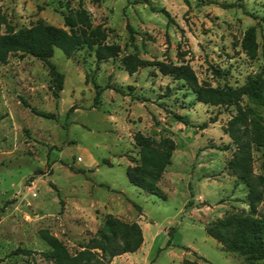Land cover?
<instances>
[{
	"label": "rangeland",
	"instance_id": "obj_1",
	"mask_svg": "<svg viewBox=\"0 0 264 264\" xmlns=\"http://www.w3.org/2000/svg\"><path fill=\"white\" fill-rule=\"evenodd\" d=\"M79 9L119 53L96 62L85 48L69 58L54 49L48 62L63 76L57 99L43 62L13 53L0 64V264H51L39 255L47 249L41 232L73 254L104 215L135 222L142 234L139 250L110 264H178L182 258L245 264L204 232L224 213L247 210L246 188L226 168L234 146L222 129L234 107L196 102L181 81L154 66L129 75L119 59L131 54L147 62L184 63L201 86L261 81L264 0H0V17L13 31L38 21L66 29L63 16ZM249 27L255 31L252 58L240 49ZM240 104L264 125V107L244 97ZM136 133L173 143L170 164L156 184L160 196L127 182L125 171L137 158ZM251 158L252 173L264 176V148H253ZM256 217L264 221V188ZM16 249L31 253L11 254Z\"/></svg>",
	"mask_w": 264,
	"mask_h": 264
},
{
	"label": "trees",
	"instance_id": "obj_2",
	"mask_svg": "<svg viewBox=\"0 0 264 264\" xmlns=\"http://www.w3.org/2000/svg\"><path fill=\"white\" fill-rule=\"evenodd\" d=\"M216 4L222 9L234 6L232 3ZM2 24L4 20L0 17V26ZM63 27L66 29L40 21L15 31L5 26V31L0 33V64H4L7 57L13 53L28 55L43 62L51 79L49 89L53 98L57 99L62 89L63 76L48 62L54 49L69 58L76 50L85 48L92 53L96 62L117 57L119 47L105 43L104 29L99 25L92 26L84 10L69 11L64 15ZM254 35V27H249L240 41V49L249 58L255 54ZM119 62L124 72L129 75L139 68L156 67L161 75L181 81L194 94L195 101L203 105L234 107L235 114L222 129L234 146L226 168L237 182L246 188L244 202L247 210L224 213L207 224L204 232L224 253L241 257L245 264H255L259 261L264 263V221L256 217V208L263 200L264 176L252 173L251 158L253 148H264V125L240 104L244 97L255 105L264 107V79L259 81L248 78L241 86L235 88L201 86L191 68L184 63L176 65L147 62L131 54L120 57ZM261 74H264V66ZM105 88L111 89L108 85ZM99 92L100 90L95 91L93 104L97 103ZM21 102L25 104L24 101ZM30 112L43 119L54 118L51 113L34 109H30ZM173 119L188 126L187 121L177 115H173ZM205 126L206 124L202 123L198 127L203 129ZM133 146L137 149V158L133 161L134 165L125 171L127 182L147 194L160 196L156 184L170 164L174 149L172 141L165 137L154 140L136 133L133 136ZM41 237L47 249L39 252V255L42 260L51 264H110L112 258L134 253L142 244L141 230L135 222H124L111 215L103 216L94 234L73 254L47 232H41ZM184 250L188 251L187 248ZM30 253L28 250L16 249L11 254L28 256ZM180 264L199 263L183 259Z\"/></svg>",
	"mask_w": 264,
	"mask_h": 264
},
{
	"label": "crops",
	"instance_id": "obj_3",
	"mask_svg": "<svg viewBox=\"0 0 264 264\" xmlns=\"http://www.w3.org/2000/svg\"><path fill=\"white\" fill-rule=\"evenodd\" d=\"M139 250V249H138ZM132 254V253H131ZM127 255H125V254H122V255H120V256H116L117 258H119V257H126ZM184 258H182L179 262H178V264H180V262L183 260Z\"/></svg>",
	"mask_w": 264,
	"mask_h": 264
}]
</instances>
